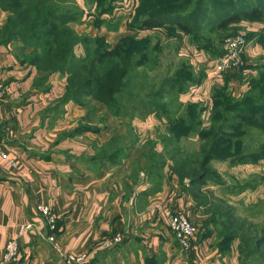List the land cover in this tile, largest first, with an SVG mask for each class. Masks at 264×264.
Wrapping results in <instances>:
<instances>
[{"label":"crops","instance_id":"crops-1","mask_svg":"<svg viewBox=\"0 0 264 264\" xmlns=\"http://www.w3.org/2000/svg\"><path fill=\"white\" fill-rule=\"evenodd\" d=\"M77 1L86 8L85 0ZM7 15L0 5V28ZM91 17L71 25L80 33L104 36L113 45L134 33L125 18L110 31L106 24L95 25ZM237 25L252 34L243 54L245 64L224 72L223 79L212 67L216 53L191 44L178 29L177 36L168 30L140 29V35L152 36L155 51L164 38L182 37L178 52L194 75L179 95L182 111L167 114L168 118L166 112L153 109L146 114L113 115L94 94L87 95L83 104L58 105L67 75L54 73L46 84L36 86L42 75L37 68L21 63L14 43L0 44V82L5 87L0 99V140L15 161L12 165L0 156V256L7 241L16 237L20 253L13 264H65L63 256L71 251L87 253L86 264H239L240 240L229 251L219 250L215 226L205 225L208 205L192 192L195 186L188 176L180 178L172 170L179 144L170 141L174 131L162 123L188 118L189 105H208L218 85L228 83L230 89L243 85L239 81L243 74L264 61V38L259 39L264 21L243 19ZM142 99L126 103L135 106ZM189 138L180 145V154L201 150L199 136ZM248 143L244 139L241 146L249 148ZM215 162L213 167L220 173H230L233 201L250 206L264 198V158L231 165ZM254 176L261 179L253 182ZM209 187L202 192H216ZM41 203L52 210L53 228L38 210ZM162 208L183 212L197 224L189 250L183 249L162 219ZM29 222L33 228L19 235L18 228ZM50 235L58 247L48 239ZM119 235L120 243L107 245Z\"/></svg>","mask_w":264,"mask_h":264},{"label":"trees","instance_id":"trees-1","mask_svg":"<svg viewBox=\"0 0 264 264\" xmlns=\"http://www.w3.org/2000/svg\"><path fill=\"white\" fill-rule=\"evenodd\" d=\"M114 1L86 0L90 4L89 7H95L93 13L96 12V17L112 11ZM193 2L195 5L191 6ZM0 5L8 12L7 19L0 29V44L21 40L17 51L19 60L22 64L35 66L42 74L35 85L46 84L54 73L67 75L66 91L58 105L68 101L83 104L87 95L94 94L97 99L109 106L113 115L128 114V110H131L130 108L127 110L129 104L122 101V95L130 86L131 78L127 80V77L136 68L150 63L152 54L149 50L152 52L155 49L152 36H139L135 32L122 37L115 46L110 47L102 36L82 35L71 25V22L78 21L84 14V9L77 0H0ZM139 7L130 24L132 28L140 30L165 26L170 34L180 29L193 32L198 42H201L200 35L196 33L206 27V30L211 32L223 30L224 35H227L235 33L240 28L237 23L243 19L264 21V0H141ZM135 36L141 39H136ZM204 36H208L209 39L202 41L201 45L214 46L215 41L210 38L211 34ZM246 36L250 39L252 34ZM263 38L264 31L259 35V39ZM221 44L216 52L217 56L223 51V43ZM77 45L85 48L82 55L77 54ZM191 79L192 70L186 61H183L173 78H169V91L180 94L185 88L186 81ZM253 84L255 85L253 90L244 95L239 102L233 103L231 98L226 97L227 103L223 109L236 112L240 123L264 130V72L257 80H253ZM149 97L153 98V94ZM218 97L219 94L216 93L217 103ZM238 103L241 104L237 105ZM255 103L262 106H254ZM144 105L141 114L153 109L152 101ZM134 109L135 106L132 111ZM216 114L213 116L212 127L202 135V140L205 141L201 153L204 155L202 164L198 168L191 165L188 155L184 163L173 157L175 166L172 170L180 178L188 176L195 187L207 181L210 174L208 165L212 160L227 159L234 154L230 152L233 146L229 140L231 136L226 132V121H229V118L224 117L223 124L218 125L219 119L215 118ZM175 121H169L172 122L169 128L175 134V138L170 139L173 143L179 139V134L176 136L177 129L188 128L190 131L197 125L193 123L188 127L187 120L182 119L177 123ZM181 132L180 130L179 133ZM260 157H264V149L259 153L243 156L242 161L249 162ZM214 215H217V212ZM212 219L209 218L205 225H210ZM245 234L240 225L233 230H227L224 237L218 239L219 250L229 251L236 239L240 240L239 249H244V245L251 244L252 240ZM261 241L262 239L258 238L254 244L252 243V248H256Z\"/></svg>","mask_w":264,"mask_h":264},{"label":"rangeland","instance_id":"rangeland-1","mask_svg":"<svg viewBox=\"0 0 264 264\" xmlns=\"http://www.w3.org/2000/svg\"><path fill=\"white\" fill-rule=\"evenodd\" d=\"M81 1V0H80ZM84 0H82L83 3ZM86 1V0H85ZM115 4L113 6L112 11L104 12L100 14L99 16H95L93 13V9L90 6L89 3L85 2L86 8L82 7L84 9L83 17L85 16V20H90L93 16L94 24L97 26H100V24H106L107 28L110 31H114L119 27L120 21L122 18H125L127 20L128 26L131 28V30L135 33H138L139 36H145L140 35V30H136V28L131 27V23L133 19L135 18V15L137 13V10L140 8L141 0H115ZM191 6L195 5V2L190 4ZM91 8V9H90ZM86 11V12H85ZM91 11V12H90ZM83 17L79 19L78 21H74L76 23L84 22ZM87 22V21H85ZM85 28H88V26H85ZM1 29V28H0ZM207 29V27H206ZM202 30L198 31V35H200L201 42H198L194 38V33L189 31H183L178 29V33H181V36L185 38L186 40L199 47L203 48L205 51L209 53H216L222 45L223 40L230 36L237 33H244L247 34L244 29L239 28L235 33H230L227 35H224L223 30ZM156 32H163L167 31V27H157L155 28ZM177 31V30H176ZM80 33V32H79ZM211 34L210 38L215 41L214 46L205 47L201 45L202 41L205 39H209L208 35ZM82 35H90L91 37H95L97 35H91L87 32L80 33ZM133 34V33H132ZM176 35V34H174ZM223 35V36H222ZM177 36V35H176ZM174 37V39L169 38L162 40L163 44H160L161 49L157 51H152L149 53L152 54V59L150 60V63L146 66H141L139 68H136L134 72L127 77V80L131 78L130 86L127 90V92L122 95V101L124 103L131 102V101H138L141 100L143 97L147 99H142L143 102H141L135 108L133 111H139L142 112L143 108H145L144 103H151L153 110H159L162 112H166V117L168 118L167 114L170 113H178L182 111V105L179 103V96L180 94H176L175 91L170 92L168 85L170 84L169 78H173V75L175 74L177 68H180L182 66V63L184 61V57L179 55V49L181 48V42L179 39L182 40V37L178 38ZM222 36V37H221ZM104 37V36H102ZM205 37L204 39H202ZM105 38V37H104ZM141 39V37H134ZM108 45L110 47L115 46L118 41L113 45L111 42H109L106 38ZM21 43V40L14 42V49L15 51H19V45ZM183 45V44H182ZM76 52L78 55H82L85 52V48L82 45H77ZM18 56V54H16ZM187 60V59H186ZM188 61V60H187ZM261 64H259L258 67L251 69V72L248 75L243 74V78L239 79L241 81L240 83L243 84L237 88L230 89L228 83L226 85L221 86L218 85L213 90V93L210 97V103L206 106H200V105H189L185 108L187 112V117L183 120H187V125L190 127L191 124L196 123V126H193L192 129L189 131V129L182 130V132L179 133L180 130L177 129V134L179 139L176 142V144H179V147L174 148V154L173 156L175 158H178V161L180 163H184L183 161L190 157L189 163L193 166H197V168L202 164V159L204 155H201L203 151V147L205 145V141L202 140V135L209 130L210 127L213 125V116L215 113L218 120V125L223 124V119L229 118V121H226V132L228 133L231 138L229 140L233 144L230 152L234 153L227 159H214L212 160L210 165H208L210 174L208 175L207 181L203 185H199V187H195V189L192 190V192L198 197V199L201 202H204V204L208 205L209 208V215L210 219H212V225L215 226V231H217V237L221 239L226 234L227 230H233L234 227L237 225L241 226L243 228V232L246 233L249 238H251V244L244 245V249H238L239 251V264H264V198L258 199L255 203H252L250 206H246L245 204H242V202L233 201L232 196L234 195L233 185L230 180V173L229 172H219L216 168L213 167V163L215 160L219 161H228V163L231 165L233 163L237 162H248V161H242V157L248 154H255L259 153L264 149V130L258 129L256 127L247 126L245 124H242L239 122V118L236 116L238 115L236 112L233 111H225L223 107L226 102V97L231 98L230 100L235 102L241 101L243 99L244 95L247 93L249 94L255 85L253 84V80H257L260 77V74L264 72V61H260ZM192 70V69H191ZM217 76V75H216ZM194 77V75H193ZM220 78V76H219ZM194 79V78H193ZM221 79L222 74H221ZM224 81V80H223ZM218 93V103L215 100V94ZM153 94V98L149 97V95ZM103 102V101H102ZM181 102V101H180ZM264 102V101H263ZM105 103V102H104ZM262 103V102H259ZM259 103H255L254 106H262ZM127 110L130 108L131 110H128V114H130L132 111V108L134 106L131 105V103H127ZM241 103H238L237 105H240ZM107 105V104H106ZM146 105V106H147ZM109 111L110 108L107 105ZM222 114V115H219ZM243 118V116H242ZM232 119H234L232 121ZM182 120V119H181ZM169 120L162 121L164 127L171 126L172 122L168 123ZM180 120L177 119L175 123L179 122ZM174 123V122H173ZM251 130H255V132H251ZM198 135L199 139L202 141L201 143V150L199 153H185L182 151L179 152L181 148L180 145H182L183 140L190 139L189 137L193 135ZM248 140L249 148L242 147L243 140ZM181 141V142H179ZM183 146V145H182ZM199 146V144H198ZM197 146V148H198ZM186 148V147H184ZM239 154V155H238ZM188 155V156H186ZM238 155V156H237ZM239 157V159H237ZM264 157H260L257 160H253V162H258ZM173 159V158H172ZM174 160V159H173ZM252 162V161H249ZM217 163V162H215ZM214 163V164H215ZM175 166V165H174ZM215 166V165H214ZM222 171V170H221ZM224 177V178H223ZM261 177L254 176L252 181L256 182L257 180H260ZM255 180V181H254ZM209 185L208 188L210 191L215 190L216 192H202V188L204 189L205 186ZM212 186H215L212 188ZM235 204V205H234ZM215 212V213H214ZM217 215H214L216 214ZM208 215V216H209ZM214 216V217H213ZM208 218V219H209ZM218 218V219H217ZM207 219V220H208ZM210 230H212L210 228ZM250 235V236H249ZM255 238H261V243L258 244L256 248H252V243L254 244L257 239ZM231 248V247H230ZM230 250V249H229Z\"/></svg>","mask_w":264,"mask_h":264},{"label":"built area","instance_id":"built-area-1","mask_svg":"<svg viewBox=\"0 0 264 264\" xmlns=\"http://www.w3.org/2000/svg\"><path fill=\"white\" fill-rule=\"evenodd\" d=\"M249 44V40L244 33H237L226 37L223 41V51L216 56L212 61V67L216 74L221 75L226 71L238 70L244 64L245 60L243 54ZM5 94V87L0 82V99ZM0 156L7 160L10 164L15 165V161L10 158L1 147L0 140ZM39 212L45 217V219L54 227L55 218L52 214V210L48 204L41 203L38 205ZM160 215L166 225L173 231L177 240L181 244L184 250H189L192 244V240L198 233V226L183 212L173 210L171 208H162ZM33 223L29 222L22 224L18 228V234L22 235L25 231L32 229ZM48 239L53 243L55 247H58V242L54 235H50ZM122 241V236H116L109 242V244H117ZM20 253V246L18 239L10 238L0 256V264H13L17 261ZM89 256L85 252H67L63 256L65 264H86Z\"/></svg>","mask_w":264,"mask_h":264}]
</instances>
